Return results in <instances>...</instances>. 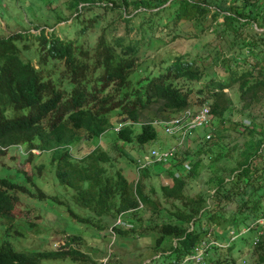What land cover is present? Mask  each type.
Returning a JSON list of instances; mask_svg holds the SVG:
<instances>
[{
  "label": "trees",
  "instance_id": "obj_1",
  "mask_svg": "<svg viewBox=\"0 0 264 264\" xmlns=\"http://www.w3.org/2000/svg\"><path fill=\"white\" fill-rule=\"evenodd\" d=\"M87 1L90 3L93 0ZM110 3L101 6L107 9L116 7L118 18L124 21L127 29L135 28V36L129 37L128 34L115 31L110 33L107 30L110 21L105 25L99 24L95 11L92 10L89 15L82 13V7H89L84 3L73 14L77 19L75 37H59L52 29L45 31L42 27L38 32L16 30L0 35V152L17 143L27 155H33V148L48 150L55 179L59 185L70 189L65 203L71 221L93 223L95 218L100 222L101 217L115 219L120 215L122 223L112 225V222L110 233L126 235L135 229L126 227L130 225L123 218L127 212L140 206L150 208L154 213L164 210L162 215L173 218L162 219L146 228L156 232L153 241L155 247H160L158 245L163 238L174 239L166 249L172 259L171 264H177L182 256L193 251L199 239L206 237L210 224H219L222 229V232L214 235L215 238L227 236L228 239L230 230L237 232L248 224L249 219L264 214V144L261 145V138L245 143L242 163L229 178L224 179L214 173L205 180L207 186L212 188L208 194L201 190H185V175L194 174L198 166L197 160L186 157V150L182 151L180 158L176 153L170 159V164L180 169L181 162L186 161L188 169H180L181 174L173 176L171 169L164 167V174L157 177L155 190L152 186L148 187L146 182L149 174H157L156 171H149L150 166L136 170V178L128 180L119 168L110 166L109 157L99 143L80 152V141L91 140L110 129L114 136L113 142L134 141L143 144L156 136L151 119H141L143 110L167 118L184 106L206 101L213 130L208 139L198 141L201 143L195 149L209 153L207 141L212 139L214 142L218 138V125L231 103L224 88L235 85L243 107L264 99V0H232L225 6L215 5L217 9H211L207 0H110ZM133 10L131 15H123ZM218 14L222 16L221 21H215ZM133 15L139 17L136 24L129 21ZM183 21H189L192 27L197 28L193 35L187 32L184 36V39L196 38V41H187L188 45L204 47L213 35L231 33L230 44L244 51L233 47L226 56H221L220 52L213 54L222 70L218 78L210 76L207 79L201 55L195 52L193 56H187L184 50L174 54L171 59L160 60L157 67L136 72V53L144 34L150 37L153 31L159 29L165 37L169 33L171 38L176 37L177 26ZM253 23L261 29L256 30ZM97 24L100 28L93 45L78 41L80 33ZM116 26L114 24L110 28ZM27 35L37 40L35 64L30 59H23L19 53L27 50L29 45L23 42L19 46L17 41L25 39ZM202 38L205 40L199 44L197 41ZM204 56L207 57L208 53ZM47 58L61 62L58 79L53 78L48 71L43 72L42 66ZM200 77H204V81L196 91L204 96L196 100L197 104H190L191 90L190 87L184 88L183 83ZM111 110L119 114V119L113 123L108 117ZM117 123H120L118 128L112 130ZM134 124H137V128ZM254 127L251 122L250 126L243 125L241 130L247 128V132L252 133ZM116 147L120 149V144ZM136 154L132 158L133 164ZM259 160L261 165L258 164ZM162 176H168L170 183H164ZM252 182H255L252 190L243 188V185L250 186ZM239 185L240 189L236 191L234 188ZM257 189H260L258 197L247 205L249 191ZM15 191L28 192L22 184L1 173L2 234L19 233L14 226ZM36 197L63 202L55 195L45 196L40 189ZM221 198L235 202L230 207L232 217L224 224H221V218L216 217ZM238 202L240 206H248L245 207L249 209L247 214L244 208H235ZM75 207L82 208L84 212L78 213ZM229 213L223 211L224 216ZM255 227L252 224L248 232H252ZM260 228L256 239L252 241L255 245L260 241L259 235L264 232V225H260ZM78 237L77 234H68L62 244L53 249L29 250L14 249L6 238L0 237V264H40L43 258L65 256L76 260L84 256L71 245Z\"/></svg>",
  "mask_w": 264,
  "mask_h": 264
},
{
  "label": "rangeland",
  "instance_id": "obj_2",
  "mask_svg": "<svg viewBox=\"0 0 264 264\" xmlns=\"http://www.w3.org/2000/svg\"><path fill=\"white\" fill-rule=\"evenodd\" d=\"M87 2L89 1L0 0V35H5L10 31L16 30L38 32V29L42 27L45 31L52 29V32L59 37H75L74 27L77 19L73 17V14L79 9V5H83L84 3V5L89 6L86 7L89 9L87 10L82 7L80 9L82 13L89 15L93 10L99 17V24L105 25L106 22L110 21L107 26V30L110 33L115 31L117 33L128 34L129 37L135 36V28L127 29L124 21L118 18L116 7L107 9L101 6L111 5L110 0ZM207 2L212 9L216 8L217 4L222 6H225L227 3L230 4L232 0H207ZM135 10L130 13L124 12L123 15L129 16ZM80 16L81 13L78 15L79 19ZM221 20L222 16L220 14L216 15L215 21ZM129 21L136 24L139 21V17L133 15ZM99 24L91 26L85 32L80 33L81 35L77 37L78 41L80 40L88 46L93 45L94 39L99 32ZM114 24L117 25L116 28H110ZM191 24L189 21L179 23L177 26L178 35L173 38H171L170 33L166 34L165 37L159 29L153 31L150 37L144 34L143 41L142 43L139 42L136 53L137 65L135 66V71L140 72L144 71V68L157 67L160 60L164 58L171 59L174 54H178L184 50L187 52V56H193L195 52L201 55L207 79L210 76L218 78V76L222 75V70H220L219 60L214 58L213 54L220 52L221 56H226L233 47L235 50L244 51L243 48H237L235 47L236 45L230 44L231 33H226L223 36L213 35L208 38V43L204 47L201 45H188L187 41H196V38L184 39L187 32H191L193 35L195 33L194 30H197ZM252 26L256 30L261 29L254 23ZM204 40L205 38H202L197 42L200 44ZM23 42L29 46L27 50L19 52L21 57L23 59H30L35 64L37 58V40L27 35L25 39L17 41V44L22 46ZM206 53H208L207 57L204 56ZM60 67V61L47 58V62L42 66V70L43 72L48 71L53 78L58 79L60 77ZM203 81L204 77H200L198 80H187L183 83L184 88L190 87V104H197L196 100L204 96L203 93H197L196 91L203 84ZM223 90L230 97L231 103L224 111L222 121L218 125V138L214 139V142L211 141L212 139L209 142L207 141L208 145H210V152L196 150L197 148L195 149V147L201 141H197V144L195 140L189 142L184 149L186 150V157H189L190 160H197L198 163L195 173L192 175L186 174L184 177L186 191L194 192L201 190L207 194L212 192V188L210 189L205 181L208 177L217 173L223 176L224 179L229 178L242 163L245 143L261 138V145L264 144V99L248 107H243L242 101L238 98L235 85H231ZM142 114L141 119L150 118L151 121L162 117L151 115L146 110H143ZM108 117L111 123H113L119 119V114L115 110H111L108 113ZM251 122L255 125L252 133H248L247 128L241 130L243 125L250 126ZM153 124L156 136L143 144L134 141L124 143L115 141V143L112 141L114 137L112 131L107 129L91 140L81 139L80 152H84L86 149L99 143L109 157V164H112L110 166L119 168L128 180H134L137 176V171L135 170L132 158L136 153L151 146L164 148L174 142L173 136L165 133L160 124ZM134 127L137 128V124H134ZM200 131L201 129H198V131L192 134H197ZM117 144H120V149H117ZM4 149V152H0V167L3 168L0 170V174H7L11 179L22 184L28 190V192L15 191L16 201L13 208L15 213L14 226H16L15 228L19 233L9 232V234L5 233L6 235L2 234L4 224L0 220V237L6 238L14 249H53L54 246L62 244L64 237L68 234H77L79 235L78 239L71 242V245L77 248L84 256H79L76 260H72L68 256L43 258L40 264H171L172 259L167 254L168 249L166 248L169 243L174 242V239L163 238L165 240H162L161 244L158 245L160 247H155L153 241L156 232L146 228L154 222H161L162 219L173 218L166 214L162 215L161 212L164 210L154 213L150 208L140 206L138 209L127 212L126 215H123V218L130 225L126 227L135 229L129 231L126 235H120L117 232L114 235L110 233L109 226L114 220L113 217L112 219L101 217L102 221L100 222L95 218L93 223L89 221H71L66 212L65 203L68 200L70 189L59 185L55 179L53 168L49 164L48 150L39 151L38 149H32L33 155H27L25 149L19 145L8 146ZM182 151L178 153V158L181 157ZM260 162L261 160H259V165H261ZM166 165L150 164L149 171L151 173H155L156 171L157 174L148 175L146 178L148 187L152 186L155 190L157 189V177L160 173L162 174V170L165 169L164 167L172 170L176 168L171 164ZM162 181L170 183V178L162 176ZM241 184L242 182H240ZM254 184L255 182H252L250 186L243 185V188L252 190ZM240 185L234 189L238 191ZM38 189L45 196L55 195L63 202L59 203L58 200L49 201L45 198L38 199L36 197ZM259 191L260 189L249 191V199L246 201L247 205L258 197ZM156 196L158 197V195ZM160 201L162 200L160 199ZM239 203L236 204L235 208H244L243 211L247 214L249 209L245 207L248 206H240ZM234 204V201H228L225 198L219 200V205L216 208V217L221 218V224L228 222L232 217L230 207H233ZM74 209L78 213L84 212L79 207H75ZM225 210L230 212L226 216L223 215V211ZM207 229L209 237L214 239L216 244H213L214 246L210 248H206L205 253L200 258L197 257V259L199 258L197 263L188 261L187 264H264V232L259 235V243L256 245L252 243L256 239L257 233L260 232L261 228L259 226H256L252 232L246 230L239 235L236 234L230 242L227 236L223 239L220 236L214 238V235L222 232L219 224H210ZM212 229L215 232L212 233ZM240 231H243V228ZM232 234L234 236V232ZM219 242L224 243V245L218 246Z\"/></svg>",
  "mask_w": 264,
  "mask_h": 264
},
{
  "label": "built area",
  "instance_id": "obj_3",
  "mask_svg": "<svg viewBox=\"0 0 264 264\" xmlns=\"http://www.w3.org/2000/svg\"><path fill=\"white\" fill-rule=\"evenodd\" d=\"M194 106L195 105L184 106L171 113L167 118H157L151 121L152 123L160 124L165 133L173 136L174 142L164 148L151 146L137 153L134 158L135 170L143 168L144 166H150V164H161L167 166L166 164H170V159L174 158L176 153L184 150L189 142H192L193 140L199 141L200 139H208L210 137L213 126L209 121L210 114L208 103L203 101L200 104H197L196 107ZM119 125L120 123H117L113 126L112 130H116ZM198 129H201V131L197 134H192L198 131ZM180 165V169H188L189 167V164L186 161H182ZM178 168L179 167L177 166L175 169H171L173 176H179L181 174L182 171ZM118 223H122L120 215L115 217L112 225ZM252 224L259 227L260 225H264V214L250 220L248 224L241 227L243 228V231H240V228L237 232H234V236L232 234L233 231L230 230L228 241L234 239L236 234L246 231ZM109 231L112 232L111 226H109ZM213 244H216V241L211 239L208 233H206V237L199 239L194 244L193 251L182 256L177 264H187L188 261L191 263H197L200 256L205 253L206 248L210 245L214 246ZM223 245L224 243L219 242L218 246ZM197 257L199 258L197 259Z\"/></svg>",
  "mask_w": 264,
  "mask_h": 264
},
{
  "label": "clouds",
  "instance_id": "obj_4",
  "mask_svg": "<svg viewBox=\"0 0 264 264\" xmlns=\"http://www.w3.org/2000/svg\"><path fill=\"white\" fill-rule=\"evenodd\" d=\"M13 145H14V146H16V145L18 146L19 144L17 143V144H13ZM1 148H3V146H1ZM33 149H34V148H33ZM31 150H32V149H31Z\"/></svg>",
  "mask_w": 264,
  "mask_h": 264
},
{
  "label": "crops",
  "instance_id": "obj_5",
  "mask_svg": "<svg viewBox=\"0 0 264 264\" xmlns=\"http://www.w3.org/2000/svg\"><path fill=\"white\" fill-rule=\"evenodd\" d=\"M165 170H162V174H164ZM161 174V173H160Z\"/></svg>",
  "mask_w": 264,
  "mask_h": 264
}]
</instances>
